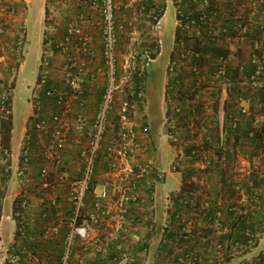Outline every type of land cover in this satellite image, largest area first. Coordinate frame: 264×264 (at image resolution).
Returning <instances> with one entry per match:
<instances>
[{
	"label": "crops",
	"instance_id": "1",
	"mask_svg": "<svg viewBox=\"0 0 264 264\" xmlns=\"http://www.w3.org/2000/svg\"><path fill=\"white\" fill-rule=\"evenodd\" d=\"M86 1L45 0L42 45H44V34L56 30L52 38L54 41H60L63 37L65 21L80 18L83 19L84 36L93 45V41L98 35V29L94 27L97 12L92 10ZM152 1L155 6H163L165 13L167 3L164 4V0ZM219 1L224 2V0ZM254 1L248 0L247 2ZM114 3L118 9L116 11L118 15H116L119 22L124 23L126 28H130L132 24L135 29H141L139 12L143 0H114ZM28 6H31L28 0L14 1L16 19L12 23V27H9L5 34L0 36V42H9L13 32L19 26L23 27L26 36L24 16ZM50 6H52L51 9H49ZM2 9H4V2L0 0V10ZM47 9L52 10L53 23L51 24L45 22ZM249 20L247 39L236 46L237 59L229 61L233 71L231 90L214 89L200 95L191 94L187 88L191 84V75L185 68L191 59H188L186 65L177 73L182 80V86H173L171 77L165 69L163 99L177 100L182 106V115L175 125V134L171 139V142L174 143H171L174 152L173 164L177 163L178 167L176 170L167 171L169 176H177L178 179L174 181L176 186L164 193L165 177L162 187L159 188V193L155 194V218L159 226L152 233H148L142 224L146 222L145 218L147 219L148 206L146 203L128 205V212L124 215L121 232L114 233L111 230V224L114 221H111L110 214L99 218V211L94 207V203L102 180L100 175L102 153L98 169L78 212L69 194L68 180L79 173L82 164L81 151L86 143L83 131L77 130L75 127L74 118L77 113H82L88 120L94 116L97 108L96 85L90 76L99 68L103 69L98 58L93 59L87 69L84 104L82 106L74 104V107L67 109L64 113L66 123L59 128L63 149L56 157L46 158L43 155V149L51 144L55 135L50 130L48 132L36 131L33 127V120L37 114L36 110H39L38 113L49 116L62 112L61 109L54 105L52 100L44 97L37 75L33 88L38 90V94H34L33 98L39 99V101L31 100L30 111L27 114L22 113L16 120L13 111V89L11 116L8 122L11 126L8 133L3 128L7 124L0 125V141L10 153L7 177H2L0 166V182L2 178L6 180V192L1 197L0 204L3 205V212H5L0 218V264H58L66 233L74 223L85 225L88 233L85 239L76 238L74 240L69 264H112L113 258L118 255V250H116L118 247L121 248L119 254L121 258L117 259L115 264H239V262L253 257L254 250L260 248V241L264 239V230L257 234L255 246L244 249L238 247L236 240L238 231L236 227L231 226L232 217L228 206L243 202V192L240 191V198L235 192L236 182L239 180L242 182L251 171V167H255L253 163H259L255 157H251L254 151L253 147L247 142L248 140L242 137L235 140L232 136H228L224 145L220 147L221 149L216 150L214 147L220 129L227 130L231 119L238 122L239 134L244 132L247 127L258 129L264 124V64L261 67V76L256 87L242 86L241 84L243 79L255 68L250 62L251 56L254 54L261 58L264 55V32L259 29L260 25H264V3L254 10ZM171 49L168 58L171 56ZM221 50L224 51L222 48ZM52 58L50 66L52 70H49L48 73V84L63 89L65 82L61 67L64 58L56 50H54ZM168 58L167 60H169ZM22 64L23 60L18 70ZM239 65L243 67L242 70L237 69ZM0 72L4 73L6 70L1 68ZM149 74L147 72L144 80V85H146L144 92L148 95L157 86L149 81ZM237 88L241 89L242 95L246 98L245 103L249 111L246 116L238 115L234 109L232 91ZM155 92L157 93V89ZM144 113L147 118L144 121L148 122L150 127L158 128L157 123L149 117V108ZM144 113L141 112V108H137L135 111L134 130L136 133H139V125L142 123L141 116ZM197 118H200L202 123L197 124L195 131L189 130V123ZM115 125L116 117L112 111L109 116L105 143H108L114 136ZM155 136L156 133H151L149 136L151 143L148 144L146 152L139 159V163L142 165L150 160L155 163ZM208 138L210 141L207 140ZM27 139L29 140L28 145L26 144ZM195 145L203 147L197 161L190 157V151ZM25 152L28 154L29 164L25 177L20 182L15 177V172L20 166ZM255 152H258L257 149ZM205 160L209 161V165L202 168L199 161ZM42 169H46L47 172L44 178L41 177ZM61 172L66 173L65 180L60 179ZM181 188H183L182 191ZM142 193L140 190L141 196L144 197ZM181 197H186L185 205L180 203ZM15 199H24L26 202L18 227L11 215ZM112 200V197L109 196L98 202L101 208H108ZM167 201L171 202L173 208L180 209L181 212H179L178 218H171L169 230L162 233L160 222L164 216ZM181 220H189L192 224L189 228L183 229ZM246 233L248 230L245 231ZM143 240L147 241L145 251L140 249V243ZM14 253L19 254L20 260L11 263L10 256ZM122 253L131 256L132 262H127V258H124L125 255Z\"/></svg>",
	"mask_w": 264,
	"mask_h": 264
},
{
	"label": "built area",
	"instance_id": "2",
	"mask_svg": "<svg viewBox=\"0 0 264 264\" xmlns=\"http://www.w3.org/2000/svg\"><path fill=\"white\" fill-rule=\"evenodd\" d=\"M2 1L4 2V9L0 10V36L5 34L9 27H12V23L16 19L14 10V1L16 0ZM247 1L224 0L222 3L219 0H164V4L165 2L169 3L174 9L173 45L171 56L166 64V72L171 77L173 86L183 85L177 73L186 65V61L191 59V62L185 66L191 75V84L187 86L191 94L200 95L214 89L220 91L232 89L233 71L229 61L237 59L236 46L247 39L249 19L254 10L264 3V0H255L252 3ZM86 2L92 10L99 13L102 23L100 59L105 75V84L94 116L88 120L82 113H77L74 118L75 127L77 130L83 131L86 143L81 151L82 164L79 173L68 180L69 194L78 212L98 169L100 154L102 153V169L100 171L102 180L94 203V207L99 211V218L110 214L112 216L111 221L115 222V232H121L124 215L128 212V205L146 203L148 206L146 210L147 219L145 218L146 222L142 224L148 233H152L159 226L155 218V189L158 184L162 183L167 171L160 170L151 160L144 165L139 163L140 157L144 155L151 141L147 127L142 123L139 125V133L135 132L134 115L136 109L141 108L144 97L142 73L149 63L160 56L162 52L160 32L162 29L161 19L165 9L163 6L151 8L149 23V31L152 35L151 46L142 49L136 40L137 29L134 25L131 24L130 28H126L124 23L117 20L118 13L116 11L118 9L114 0H87ZM48 12L52 13V10H48ZM49 19L50 17L47 18V20ZM82 22V18L65 21L63 24L64 33L60 41H54L50 32L43 36L45 49L44 55L41 57L39 85L43 89L44 97L52 100L54 105L62 111L46 116L36 110L37 114L33 120L34 129L39 132L50 130L55 135L51 144L43 149V155L46 158L58 156L63 149V140L59 137V128L66 123L65 111L74 107V104L82 106L85 102V79L87 69L95 57V52L84 36ZM127 29L131 31L130 34L133 36L134 48L126 54H120L117 50L118 35ZM259 29L264 32V25H260ZM200 33L205 35L206 41L221 47L224 50L223 53L217 56L210 54L203 56L186 49L183 37ZM136 41L137 45L135 44ZM26 43L25 31L21 26L15 29L9 42H0V69L6 70L4 73L0 72V125L10 120L12 92L18 67L23 60ZM54 50L58 51L64 58L61 67L65 81L63 89L48 84L47 67ZM250 62L255 65V68L243 79L241 84L242 86L256 87L260 80L264 55L259 58L253 54ZM237 69L242 70L243 67L239 65ZM94 74H91V79L94 78ZM232 97L236 113L248 115L246 98L242 95L241 89L233 90ZM167 101L163 125L167 127V133L171 140L175 134V125L182 115V106L177 100L168 98ZM112 111L115 113L116 127L114 128V136L108 143H105L109 116ZM198 123H202L200 118L191 120L189 130L195 131ZM228 126L234 129L236 120L231 119ZM225 135L224 129H220L218 141L215 143L217 147L224 143ZM207 140L210 141L209 138ZM26 144H29L28 139ZM202 151V146L195 145L190 152V157L197 161ZM9 155L8 149L0 141L2 177H7L9 174L7 164ZM256 159L259 164L253 163L255 167H251V171L258 170L263 177L264 146ZM199 163L202 168L209 165L208 160L199 161ZM28 164L29 158L25 152L21 164L15 172V177L20 182L25 177ZM177 167V163H172L169 170H176ZM46 174V169H42L41 177L44 178ZM59 177L65 180L67 175L65 172H61ZM140 190H142L144 197L141 196ZM109 196L113 199L111 205L108 208H101L98 201ZM179 201L183 205L187 203L186 198H181ZM20 206L22 208L26 206L24 199L20 200ZM179 212H181L180 209L173 208L171 202L165 203L164 216L160 223L162 233L169 230L171 218H178ZM95 220L97 219L95 218ZM180 223L183 229L189 228L192 224L189 220H181ZM87 233V227L83 224L74 223L69 228L58 264H69L74 240L76 238L85 239ZM146 244L147 241H141L140 249L145 251ZM116 250H118V255L113 258L112 264L121 258L119 256L121 248L118 247ZM256 257L258 264H264V245ZM124 258H127V262H132L131 256L125 255ZM19 260V254L14 253L10 256L11 263H16Z\"/></svg>",
	"mask_w": 264,
	"mask_h": 264
},
{
	"label": "rangeland",
	"instance_id": "3",
	"mask_svg": "<svg viewBox=\"0 0 264 264\" xmlns=\"http://www.w3.org/2000/svg\"><path fill=\"white\" fill-rule=\"evenodd\" d=\"M28 2L31 3V6H28V9L24 16L26 39L28 42L25 44L24 47L23 64L17 72L16 83L13 93V108H14L13 111H14V118L16 120L20 118V115L22 113L27 114L30 111V103L32 102L31 100L39 101V99L36 100L33 98L34 94L35 95L38 94V90H36L35 87L33 88V86L37 79V75L39 79L38 72L40 73V69H41L40 68L41 57L44 55L43 54L44 52L42 53V55L41 52L44 49V45H42V34L44 30L43 14H44V8L46 2L45 0H28ZM51 8L52 6H50L49 9ZM96 16H97V20L96 23L94 24V27L98 29V35L97 38H95V40L93 41V45L91 44V41L89 42V44L92 50L95 52L94 60L98 58L99 63L102 66V61L100 59L102 23L99 13H96ZM48 17H50V19L46 20V18ZM52 17L53 14L48 12L47 9L45 22L49 24L53 23ZM139 19L141 21L142 26L141 29L136 30L135 33L136 40L139 42V46L142 49L149 48L151 46V39H152V35L149 31V23L151 20L150 12L146 14L144 13L140 14ZM161 24H162V29L160 32V37L162 40V54L156 57L155 60H153L151 63H149V65L144 69L142 73L143 92H144V88H146V85H144L145 76L147 75V72H149L150 73L149 81H151L153 85L158 86V88L156 86L157 93L155 92L156 91L155 87L153 90H151V93L149 95L148 93L145 94L144 92V97L141 104V112L144 113V111H146V109L148 110L149 108V112H150L149 117L152 118L155 121V123H157L158 128L150 127L148 122L144 121L147 119L145 113H144L145 115L143 114L141 116L142 117L141 120H142V124L147 127V132L149 136L151 135V133L152 134L156 133L155 136L156 149L154 151V158H155L154 160L156 166L160 170L168 171L170 165H172L173 163V158H174L173 147L171 146L172 142L168 136L167 127L163 125L164 114L166 112L167 102H168L166 101L167 99L166 100L165 98L163 99L164 96L163 82L165 80V69H166V64L168 62L167 60L168 53L173 45V34H174V9L169 5V3H167L166 11L161 19ZM56 27L58 26L56 25ZM50 33L51 35H54V33H56V30H53ZM130 33L131 31L127 29L119 33L118 35L117 50L120 54H126L129 50H132L134 48L133 46L134 41L132 39L133 36ZM137 41L135 42V44L137 43ZM52 60L53 58L51 57L49 66L47 67L48 73L49 70L50 71L52 70V68L50 67ZM92 80L95 81L94 82V84L96 85L95 100L98 104L105 84V75L103 69L99 68V70H96L95 76ZM150 95L152 96L150 97ZM145 107L147 108L145 109ZM155 107H156V113H155ZM165 177H166V182L164 183L165 185H163L164 193L175 187L176 183L174 181L178 179L177 176H173V175L169 176L167 172ZM4 178H2V181L0 182V204H1V197H3L6 192V185H5L6 180ZM161 187H162V183L156 186L155 194L159 193V188ZM17 201H20V199H17ZM3 208H4L3 205H0V218L5 213L3 212ZM11 215L13 217V213ZM112 223L115 225V222ZM92 224L96 225L95 223ZM113 224H111L112 227L111 230L115 232V228ZM260 244H261L260 248L254 250L252 254L254 255L253 257H256V255L263 247L264 239L260 241Z\"/></svg>",
	"mask_w": 264,
	"mask_h": 264
},
{
	"label": "trees",
	"instance_id": "4",
	"mask_svg": "<svg viewBox=\"0 0 264 264\" xmlns=\"http://www.w3.org/2000/svg\"><path fill=\"white\" fill-rule=\"evenodd\" d=\"M152 7H157L152 0H143V4L140 8L141 10L139 13L146 14L150 12ZM206 40L207 39L203 33L191 34L183 37L184 47L194 53H199L203 56L207 54L217 56L218 54L223 53L221 48L216 46L214 43ZM5 124L7 125H5L3 128L8 133L11 125L8 122ZM224 131L226 133L225 141L228 136H232L235 140L240 137L248 140L247 142L251 144L254 150L251 157L257 158L259 152L264 146V124L261 125L258 129H256V127H247L244 132L239 134L238 122L236 121V126L234 129L228 126L227 130L225 129ZM224 143L219 147H214L216 148V150L221 149L220 147L224 145ZM255 149H257L258 152H255ZM259 168H261L260 165ZM235 186L236 188L234 187V189L236 190L235 192L238 193V198H240V191H242L244 200L242 203H235L231 206H228V211L232 217L231 226L234 228L236 227L238 231L236 238L237 245L238 247L244 249L246 247L255 246L257 242V234L264 230V176L262 177L259 174L258 170H254L253 172L251 171V173H249L245 177V179L242 180V182L241 180L236 182ZM182 190L183 188H181V191ZM232 207L233 209L231 210ZM12 213L13 219L18 227L20 216L22 214V207L20 206V201H17L16 199L12 204ZM246 230H248V233L245 234ZM239 264H258L257 257L248 258V260H245L244 262L241 261L239 262Z\"/></svg>",
	"mask_w": 264,
	"mask_h": 264
}]
</instances>
